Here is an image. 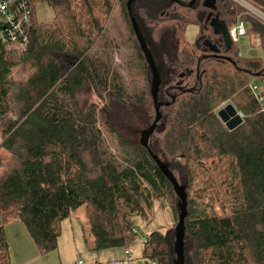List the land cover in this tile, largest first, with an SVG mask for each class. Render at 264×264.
Returning <instances> with one entry per match:
<instances>
[{
  "label": "trees",
  "instance_id": "1",
  "mask_svg": "<svg viewBox=\"0 0 264 264\" xmlns=\"http://www.w3.org/2000/svg\"><path fill=\"white\" fill-rule=\"evenodd\" d=\"M30 1L28 46L0 41V147L16 164L0 178V264H10L12 221L46 254L82 207L94 251L128 248L132 219L147 217L151 199L166 198L179 219L180 200L150 152L187 195L184 264H264V59L227 49L209 17L228 28L246 21L263 52L264 23L234 0H217L215 12L204 0L131 4L160 77V121L146 149L143 135L156 120L153 76L130 0ZM243 1L264 14V0ZM39 3L53 10L52 22H37ZM191 26L200 47L186 39ZM18 68L26 71L20 79ZM228 104L243 115L233 131L217 115ZM175 243L172 234L150 233L145 264H176Z\"/></svg>",
  "mask_w": 264,
  "mask_h": 264
},
{
  "label": "rangeland",
  "instance_id": "2",
  "mask_svg": "<svg viewBox=\"0 0 264 264\" xmlns=\"http://www.w3.org/2000/svg\"><path fill=\"white\" fill-rule=\"evenodd\" d=\"M35 14L36 20L39 24L50 23L54 19V12L46 3L37 4L35 7ZM245 14L246 16H249V14ZM198 32L199 29L196 26L189 27L186 39L190 42H195L197 40ZM236 47L239 50L240 55L244 58H264L263 50L260 47L254 46V40L250 39V37L243 38ZM115 59L118 65H122V61L118 55H115ZM70 60V57H68V59L62 61L64 65L68 67L71 65ZM68 68L65 70H68ZM25 72L24 68H18L15 70L14 76L16 79H20ZM88 98L92 99L93 102L98 103V100L95 97L89 95ZM15 165V161L11 155L0 147V178ZM145 211L146 218L136 215L132 219V224L136 233L134 234L133 242L128 248H117L104 251H94L89 249V241L88 239V242L86 241V236L84 235L85 231L87 232V226L84 231L82 227V217L86 216V209L82 207L78 212H73L70 218L62 223V233L59 237L57 250L41 254L35 246L31 236L30 238L32 242H30L31 240H29V236H26V241H23L25 251L22 252L21 248L16 249L15 245L10 246V264H73L78 263L79 261L84 264H96L97 262L106 263L112 258H116L119 261H126L127 257L125 256V252L127 250L131 252L135 259L134 264H145V261L143 260V239L154 231L161 232L165 235L172 234V236H175L176 224L178 221V219L174 218L173 210L166 198L151 199V203L145 202ZM217 211L220 213L218 206ZM70 222L76 227V235L75 232L73 234L71 229V233L63 231V227L66 225L69 226ZM119 264L127 263L121 262Z\"/></svg>",
  "mask_w": 264,
  "mask_h": 264
},
{
  "label": "water",
  "instance_id": "3",
  "mask_svg": "<svg viewBox=\"0 0 264 264\" xmlns=\"http://www.w3.org/2000/svg\"><path fill=\"white\" fill-rule=\"evenodd\" d=\"M134 1L136 0H130L128 3V12H129L130 20L133 26L134 33L146 57V60L149 64V67H150V70L153 76L152 97H153V102L155 106L156 120L153 123V125L150 127V129L143 135V141H142L143 146L146 149H149L148 148L149 139L151 136H153L156 130L157 124L160 121V108L162 107V103L159 102L160 77H159V73L156 68L155 62L150 54V51L144 39L142 38L141 32L137 26L136 20L130 8L131 4ZM171 1L177 2V0H171ZM197 1L198 0H193L189 4V6L192 7ZM203 6L206 9L212 12H215L217 11V0H204ZM209 20L211 21V27L214 32V35L222 37L225 47L227 49H231L233 44L229 37L227 24L224 21H222L218 15L213 18H212V15H210ZM199 43H200V40L196 41V46L200 47ZM206 46L210 49L211 52L215 54L219 53V50L215 46H212L210 43H206ZM217 115L219 119L221 120V122L230 131H233L237 127H239L243 121V118H241L238 111L231 104L225 105L222 109L219 110ZM150 154L155 160L156 164L159 166L160 170L164 173V175L168 178V180L173 185L175 194L180 200V207H179L180 215H179L178 224L175 230V236H176L175 251H176V256H177L176 264H184L185 222L188 217L187 195L184 189L180 187L177 180L166 171L165 167L162 165L160 160L156 156H154L151 152Z\"/></svg>",
  "mask_w": 264,
  "mask_h": 264
},
{
  "label": "built area",
  "instance_id": "4",
  "mask_svg": "<svg viewBox=\"0 0 264 264\" xmlns=\"http://www.w3.org/2000/svg\"><path fill=\"white\" fill-rule=\"evenodd\" d=\"M234 1L243 7L247 14L264 23V14L262 12L243 0ZM33 17L34 10L30 0H0V41L2 44L10 48L24 50L29 44V31L33 26ZM248 28V23L240 18L228 28L229 37L233 45L236 46L243 38L249 37ZM260 43L261 38L258 35L257 41L256 39L254 40V46L260 47ZM250 89L256 93L259 101L262 102L261 90L254 78L250 79ZM239 115L243 118L241 113ZM135 233L136 231H134ZM146 239L147 236L142 241L143 245ZM125 256L127 257L125 261L127 264L135 263V259L130 251L127 250ZM118 262L117 259L113 258L106 264H115ZM78 264L84 263L80 261Z\"/></svg>",
  "mask_w": 264,
  "mask_h": 264
},
{
  "label": "crops",
  "instance_id": "5",
  "mask_svg": "<svg viewBox=\"0 0 264 264\" xmlns=\"http://www.w3.org/2000/svg\"><path fill=\"white\" fill-rule=\"evenodd\" d=\"M250 39L252 38V40H255L257 41L258 39V35H249ZM261 45V43H260ZM261 48V47H260ZM264 59V58H263ZM80 210V209H79ZM79 210H77L76 212H78ZM82 227H83V231L84 229L86 228L87 226V217H82ZM70 229L72 230L73 234L75 232V235L77 233L76 231V227L75 225H73L72 222H70V225H66L63 227V231H68L70 232ZM5 232H6V237H7V240H8V243L9 245H15L16 246V249L17 248H21L22 249V252L25 251L24 249V243L23 241H26V236H29V240H31L30 238V235L28 233V231L26 230V228L22 225V223H20L19 221H12V222H9L6 226H5ZM71 233V232H70ZM85 235V233H84ZM32 242V240L30 241ZM11 243V244H10ZM32 244V243H31ZM34 245V244H33ZM88 248L90 249L89 245H88ZM113 259V258H112ZM116 259V258H115ZM110 261V260H109ZM109 261H107L106 263H108ZM119 261V260H118ZM80 262V261H79ZM78 262V263H79ZM125 263V260L123 261H119L118 263H115V264H119V263ZM78 263H73V264H78ZM106 263H102V262H97L96 264H106Z\"/></svg>",
  "mask_w": 264,
  "mask_h": 264
},
{
  "label": "bare ground",
  "instance_id": "6",
  "mask_svg": "<svg viewBox=\"0 0 264 264\" xmlns=\"http://www.w3.org/2000/svg\"><path fill=\"white\" fill-rule=\"evenodd\" d=\"M10 204V203H9ZM6 206V205H5ZM13 206V205H12ZM7 207V206H6ZM9 208V207H8ZM6 209V208H5ZM8 211V210H7Z\"/></svg>",
  "mask_w": 264,
  "mask_h": 264
}]
</instances>
